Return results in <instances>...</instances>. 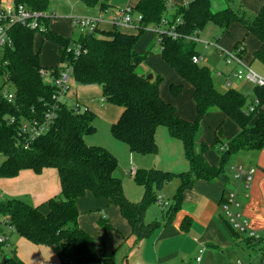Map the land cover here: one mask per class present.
Here are the masks:
<instances>
[{"label":"trees","instance_id":"obj_1","mask_svg":"<svg viewBox=\"0 0 264 264\" xmlns=\"http://www.w3.org/2000/svg\"><path fill=\"white\" fill-rule=\"evenodd\" d=\"M13 1L54 17L49 8L50 0ZM78 1L87 9L98 6L101 12H105L111 7L112 0ZM136 1L131 14H136L139 21L133 34L114 27L109 32H79L76 38H64L49 30L51 18H48L41 22V31L13 26L10 30L11 47L4 49L0 60V78L5 77L3 84H10L14 89L13 101L8 102L2 95L4 85L0 87V178H14L22 170L39 174L45 168H54L60 182V193L46 202V213L42 212V206L34 207L15 198H1L0 219L8 222L17 236L34 245L50 248L61 264H115L113 253L107 250L102 240L91 237L78 225L77 202L86 193L97 199H107L117 207L129 224L132 236L139 241L152 237L161 228L159 221L145 224L144 214L150 205L156 203L164 185L175 178L180 181L172 203L162 212L167 224L181 205L183 193L195 181L217 180L227 184L228 174L224 165L230 155L264 150V88L252 89L249 103L257 98L259 105L253 113L247 112L246 97L241 92L234 88L219 92L212 83L208 68L192 62V57L199 54L195 51V42L187 39L211 23L218 28L216 36L219 40L228 33L233 23H239L246 35L255 37L260 44L252 60L264 65V5L250 18L237 0H223L227 7L218 11L213 10L210 0H186L173 6L167 0ZM170 8L174 10L168 16ZM163 19L167 21L164 29L172 27L181 38L172 40L165 32L160 36L161 59L190 85L196 115L193 122L183 119L175 106L162 98L159 76L148 80L146 75L136 71L146 59V56L138 55L137 41L148 26L158 28ZM36 34L57 47L58 65L42 67L40 52L34 48ZM239 46L243 47L241 42L235 44L233 50ZM66 67L76 84L100 87L101 101L122 109L116 122L110 126L115 141L126 145L131 153L155 155L156 129L165 127L170 137L182 142L189 170L178 174L157 168L136 170L134 182L143 188L144 193L137 203L127 199L121 180L115 175L116 158L103 147L85 143L84 138L96 131V116L87 109L75 112L73 105L67 106L63 100L55 101L52 97L54 88L45 84L39 73L41 69H46L57 75ZM181 89V86H171L175 95ZM53 107L55 118L45 133L29 142L19 132L21 121L41 122ZM212 111L230 119L238 131L225 144L220 143L223 136V123H220L214 130V144L208 146L201 143L197 146L200 123ZM11 118H14L13 124L9 123ZM221 145L225 146V150H218V165H209L204 153ZM189 225L190 220L186 218L181 227L185 230ZM227 225L230 227L228 222ZM98 226L113 230L102 216ZM2 234L11 235L0 226ZM7 241L0 247H8ZM248 242L252 244L250 240ZM0 264L24 263L11 248Z\"/></svg>","mask_w":264,"mask_h":264},{"label":"crops","instance_id":"obj_2","mask_svg":"<svg viewBox=\"0 0 264 264\" xmlns=\"http://www.w3.org/2000/svg\"><path fill=\"white\" fill-rule=\"evenodd\" d=\"M185 1L186 0H167V3L173 6L181 5ZM238 1L246 11L251 13L252 17H254L264 5V0ZM59 2L61 6L66 9V12L65 14L59 15L57 12H59L61 8H58V11L55 10L58 6L55 7V9H50V12L54 17L51 18L49 23V30L64 38H76L79 34L76 35L74 32H79V30L72 27V18L87 17L91 19H100L98 32H109L114 28L110 23L112 17L117 16V14L127 6L132 8L137 1L128 0L123 6H121V8L114 3L115 0H112L111 7L105 12H101L98 6L93 9H87L78 0H67L69 7L64 5L66 0L65 2H62L61 0ZM173 10L174 9L172 8L168 10V16L173 13ZM120 29L128 34L136 32L134 27H123ZM236 33L237 34L231 38V44L234 47L235 44L241 42L244 54L245 38L243 36L245 35L247 37L250 35H246L244 28L243 32L238 33L236 31ZM154 35L156 38L157 34L154 33ZM39 37L40 42L34 44V48L40 52L44 41L41 36ZM255 40L256 44L252 49V53H254L260 45L256 38ZM48 44L51 45L49 42ZM54 47L58 50L56 46ZM42 57L41 60L40 55V64L42 67L55 66L59 63L55 64L56 61L47 56L46 53H43ZM57 57H59L58 53ZM176 82L179 83V80ZM180 82L185 83L182 79ZM236 82L237 84L242 83L238 81ZM188 86L190 87V85ZM71 87L72 86L70 85L66 96L61 100L65 103H71V106L78 103L83 108L91 111L95 116H97V114H100V116H106L109 114L111 119L108 122L110 125L116 122L122 112L121 108H118L117 110L113 109L111 111L109 108H104L99 111L98 105L95 104V100L102 99L100 87L96 85H78L74 86L72 89ZM262 111L264 112V104L262 106ZM179 115L184 119L181 114ZM210 115H212V118L215 120L214 123L216 124V127L220 123H223L220 122L221 117L224 116L222 113L212 111L205 117ZM237 131L238 129H235L230 138L234 137ZM201 136L196 140L197 146L201 143L208 146L214 144L213 139L206 142ZM93 143L94 142L91 141L87 145H92ZM263 152L249 153V158L251 160H256V166L255 168H249L254 170L251 183L248 188L243 186V188L248 190L243 194L242 199L238 200L240 204L239 212L242 219L249 223L257 232L264 230ZM203 156L209 165H218L219 157L212 153V149L207 150ZM131 169H133L134 172L136 171L134 167H131L130 171ZM179 184L180 181L178 179L175 185L176 189ZM225 186L226 184L217 180L195 181L192 187L183 193L181 205L175 212H173L170 222L165 224L163 218L160 219L159 222L162 223L161 228L152 235V237L147 239L136 241L131 234L129 224L122 218L117 207L111 205L107 199L95 198L91 193H86L77 202V211L79 215L78 225L91 237L102 240L107 250L113 253L115 264H194V261L191 262V256L196 254V257L199 250H203L200 264H218L220 252L222 254L231 252L238 245V242H243L241 234L236 235L234 233L235 231L233 232V229L227 225V222H225L226 220L221 216V214H223L222 204L226 196L224 194ZM164 189L166 188L163 186L161 191ZM59 193L60 182L57 170L54 168H45L39 174H35L31 170H22L14 178H0V199L15 198L23 200L34 207L42 206L41 210L43 213L48 211L46 202L51 198L56 197ZM174 194L172 195V198H170L171 201L168 199L169 202L163 204V207H167V205L172 203ZM138 198H140V195ZM127 199H129V197H127ZM129 200L135 203L140 201V199ZM154 204L148 207L144 214V219L147 215V211ZM162 215L163 213L161 214V217ZM101 216L105 220H108V223L113 230L103 229L98 226V220ZM186 218L190 220V225L184 230L182 229L181 224ZM7 240V243L10 246L8 247L15 250L16 257L24 264H61L57 256L46 246L34 245L14 233L7 236Z\"/></svg>","mask_w":264,"mask_h":264},{"label":"rangeland","instance_id":"obj_3","mask_svg":"<svg viewBox=\"0 0 264 264\" xmlns=\"http://www.w3.org/2000/svg\"><path fill=\"white\" fill-rule=\"evenodd\" d=\"M50 9H55L58 11V8H61L59 15L65 14L66 9L63 8L60 4V0H50ZM62 2L65 0H61ZM128 0H115V4L118 7L123 6ZM238 1V0H237ZM236 1V2H237ZM212 8L214 11L222 10L227 7L223 0H212ZM219 3V4H218ZM80 4V3H79ZM65 6H68L67 0L64 3ZM69 7V6H68ZM122 8V7H121ZM247 15L252 18L251 13L246 11ZM133 20H137L136 14H131ZM152 26H148L143 33L141 34L139 40L136 44V51L139 56H146L145 62L143 65L137 68V73L146 75L159 76L161 78V83L159 86L160 94L163 99L171 102L173 106H175L177 112L181 114L187 122H193L195 120V107L192 98V90L187 85V83L180 82L181 78L177 75V73L164 61L161 59L160 55V45L158 41V37L152 32ZM243 32V27L239 23H233L229 28V33L222 36L221 39L217 40L218 28L208 23L206 24L201 31L197 33L195 38L198 41L195 43V51L202 56V60L199 62L200 66L208 68L211 73V79L214 87L219 92H224L227 88H235L241 94L246 97V105L245 109L248 110L249 107V96L253 95L252 89L254 88L252 84L242 82L237 84L236 80L232 78L233 64L226 65L224 52L219 54L217 48L214 47L216 44L221 50L228 52L233 50L232 37H234L237 33ZM79 32H74V34L78 35ZM244 35V34H243ZM244 39V48L245 52L242 54V59L246 64H249L252 71L259 74L260 76H264V65L259 63L253 59L252 49L255 47L256 40L252 36H243ZM39 35H35L34 44L40 42ZM205 43L213 44V46H209L206 48ZM243 52V51H242ZM43 53H46L47 56L53 58L57 64L59 62V57H57V50L51 44L44 41L42 44V48L40 51L41 60ZM245 57V58H244ZM230 78L232 85L230 87L226 86L227 78ZM179 80V83L176 81ZM3 78H0V87L3 86L2 92H13V86L10 84H3ZM72 86H78L73 80L70 82ZM181 86V92L175 95L171 91V86ZM81 86V85H80ZM99 98V97H97ZM71 103L67 102V106ZM95 104L98 105L99 111L104 108H109L111 110H117L119 107L107 104L102 102L100 99L95 100ZM71 106V105H70ZM110 115L100 116L97 114L94 121V126L96 131L93 135L87 136L84 138L85 143H90L93 141L94 143L89 146H100L107 149L117 160V169L115 171V175L121 180L122 188L124 195L129 197V199H140L143 196L144 190L142 187L138 186L133 179V174H130V168L134 167L136 170L145 169L149 170L151 168H158L162 171L172 172V173H182L187 172L189 170V165L187 160L185 159L182 142L170 137L167 128L158 127L155 132V142L157 145V152L155 155H138L131 153L129 148L115 141L110 132ZM215 120L212 118V115L208 117H204L200 123V128L198 132V137H202L204 141H208L210 139L214 140V129H215ZM223 122V136L220 143L225 144L229 141L231 136L233 135L235 129H237L236 125L229 120L226 116L221 117V121ZM263 152V151H262ZM212 153L215 156H218V147L212 148ZM261 154V153H260ZM264 156V152L262 153ZM2 158H0V163ZM156 161V162H155ZM157 165H156V164ZM242 167L244 170L248 171L249 168H255L256 160L249 158V152H241L234 153L230 155L224 165L225 170L228 174V183L225 186L224 194L227 195L231 189V186L234 184L236 188L238 180H235L234 173L231 168ZM178 178H175L171 183L164 185L163 191L158 193V199H161V204H154L147 211V215L144 219V223L148 224L152 221H160L162 219L161 214L164 212L167 207H163V204L168 203V199L172 198L174 191L176 189V181ZM244 184L239 183L237 187L238 192V200L242 199L243 194L248 190L243 188ZM140 195V198L138 196ZM137 197V198H136ZM137 201V200H136ZM171 201V199H170ZM223 213V209H222ZM224 217V214H221ZM226 220V219H225ZM258 233H261L259 231ZM243 242L239 243L234 248L233 251L228 252L226 254L219 253L218 264H236L239 260L242 264H260L259 257L262 253V246L249 244L248 238L244 235H241ZM236 240V239H235ZM234 240V241H235ZM246 240V241H245ZM246 242V243H245ZM248 242V243H247ZM10 253V248L7 246L0 247V261L3 259V256L8 255ZM195 255L191 256V262L194 261ZM195 264V262H194Z\"/></svg>","mask_w":264,"mask_h":264},{"label":"built area","instance_id":"obj_4","mask_svg":"<svg viewBox=\"0 0 264 264\" xmlns=\"http://www.w3.org/2000/svg\"><path fill=\"white\" fill-rule=\"evenodd\" d=\"M186 2V1H185ZM133 7H125L122 9L117 16L112 17L110 23L113 27L123 28V27H134L136 28V24L139 21L133 20L131 17ZM51 18L50 14L42 12V11H33L25 7L21 4H16L13 0H0V60L2 59V53L5 48L11 47L12 41L10 37V30L13 26L19 25L21 27L27 28L29 30H39L41 31V22L44 20ZM100 19H91L87 17H76L72 18L71 24L73 28L79 30V32H86L88 34H93L98 31V24ZM162 25L158 28H154L153 32L157 34L158 41L162 34L169 36L172 40H177L181 38V35L176 33L173 28L171 27L169 30L164 29L165 25L167 24L166 19H163ZM163 28V29H161ZM195 34L188 37L187 39L192 42H197L198 39L195 38ZM206 48L209 46H213V44L205 43ZM215 48L218 49L219 54L224 52L225 57V64L230 65L233 64V71H232V78L238 82H246L252 84L255 88H264V76H260L259 74L255 73L251 70L249 64H246L242 57L241 53L243 51V47L239 46L237 49L225 52L221 50L216 44L214 45ZM77 49V45L76 48ZM202 60V56H193L192 62L194 64H199ZM40 76L45 84L51 85L54 88V93L52 97L55 101L61 100L64 96H66L70 82L72 80V73L69 68H65L60 70V72L56 75L53 74L52 71L41 69L39 71ZM5 81V77L3 78ZM232 82L230 78H227L226 86L230 87ZM3 97L8 101H13L12 92H2ZM259 105V100L257 98H253L249 104L247 112L253 113L257 106ZM75 112H80L81 110H86L80 104L75 103L72 106ZM54 107L52 111L46 113L43 118V121L36 122V121H21L19 125L20 133L29 141H33L34 139L41 136L47 130L49 124L55 118ZM10 124L14 123V118L9 120ZM220 152L225 150V146L221 145L218 147ZM264 151V150H263ZM232 172L234 173L235 180H238L237 187L239 183H243L245 187H249L252 176L254 173L253 169H249L248 171L244 170L242 167L231 168ZM131 174L135 173L133 169L130 171ZM234 184L228 194L224 198V202L222 204L223 214L230 225V227L237 233L244 235L251 241L253 245H264V230L261 233H258L254 230L249 223L244 221L241 217L239 212L240 204L238 202V192L237 187ZM156 204H161V199L157 198ZM0 226H3L6 229L7 233H14V228L9 225L8 222L0 219ZM7 236L5 234L0 235V244L6 243ZM203 250H199L197 256L194 259L196 264H200L201 256ZM259 263L264 264V251L259 257ZM236 264H242L240 261H237Z\"/></svg>","mask_w":264,"mask_h":264},{"label":"water","instance_id":"obj_5","mask_svg":"<svg viewBox=\"0 0 264 264\" xmlns=\"http://www.w3.org/2000/svg\"><path fill=\"white\" fill-rule=\"evenodd\" d=\"M152 77H153L152 75H148V76H147V79H148V80H151ZM6 261H7V259L4 260V262H6Z\"/></svg>","mask_w":264,"mask_h":264}]
</instances>
